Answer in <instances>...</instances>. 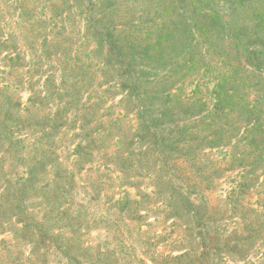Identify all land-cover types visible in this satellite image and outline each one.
Here are the masks:
<instances>
[{
	"label": "rangeland",
	"instance_id": "obj_1",
	"mask_svg": "<svg viewBox=\"0 0 264 264\" xmlns=\"http://www.w3.org/2000/svg\"><path fill=\"white\" fill-rule=\"evenodd\" d=\"M0 264H264V0H0Z\"/></svg>",
	"mask_w": 264,
	"mask_h": 264
}]
</instances>
